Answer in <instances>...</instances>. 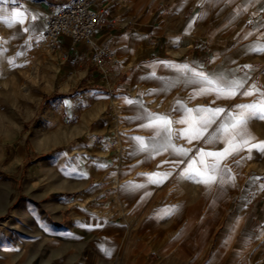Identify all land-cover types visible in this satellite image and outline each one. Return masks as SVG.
Here are the masks:
<instances>
[{"label": "crops", "instance_id": "0c3cea01", "mask_svg": "<svg viewBox=\"0 0 264 264\" xmlns=\"http://www.w3.org/2000/svg\"><path fill=\"white\" fill-rule=\"evenodd\" d=\"M92 1V11L99 15L92 43L74 46L69 38L64 40L74 62L67 68L71 83L79 85L82 78L87 87L70 96L57 95L53 101L65 106L60 115L66 112L69 120H75L62 140L69 148L54 160L65 163L54 185L53 193L59 198L47 217L55 212L60 218L52 225V238L43 240V253L19 264H157L156 253L159 262L173 258L184 264L211 247L218 257L251 251L253 238L236 237L251 229L250 218L264 226V153L255 148L241 150L250 157L259 152L262 161L256 170L261 175H250L241 192L242 208L228 223L232 238L215 242L214 238H185L183 230L173 236L171 231L197 225L188 218L184 189L192 186L204 192L220 183L230 186L239 178L235 165H228L236 154L220 161L213 171L215 159L206 157L209 168L204 169L199 150L223 151L227 146L223 140L205 141L220 126L239 119L242 110L237 105L264 100V53L252 50L264 45V0ZM38 2L39 19L66 5ZM103 47L113 52L114 59L96 64L92 55ZM185 65L213 79L222 76V83L239 80L244 86L231 99L203 95L205 85L191 82L199 78L182 70ZM244 91L254 94L245 96ZM190 117L214 121L203 139L189 142L182 135L190 125L179 121ZM161 118L172 122L170 135ZM247 128L251 144L264 142V120L249 119ZM177 149L188 154L180 155ZM193 161L194 167L214 175L215 182L206 185L199 182L200 176H185ZM69 193L77 196V203L71 204L63 195ZM239 216L244 223L237 228ZM154 227L160 228L159 238L152 237ZM28 241L25 244L32 243Z\"/></svg>", "mask_w": 264, "mask_h": 264}, {"label": "rangeland", "instance_id": "374dc122", "mask_svg": "<svg viewBox=\"0 0 264 264\" xmlns=\"http://www.w3.org/2000/svg\"><path fill=\"white\" fill-rule=\"evenodd\" d=\"M38 1L0 0V264H19L26 257H35L37 252L42 254L43 240L52 238L50 230L60 215L53 212L52 217H47V211L59 198L53 191L59 167L65 160L49 161L69 148L62 140L75 123L66 112L60 115L65 106L53 101L57 95L70 96L87 87L82 78L79 85L71 83L72 74H68L67 68L74 62L69 51L65 47L57 52L50 50L44 36L47 17L36 16ZM53 1L64 5L74 0ZM17 12L23 14L22 22L15 15ZM32 17L35 19L30 20ZM63 53L69 54L68 59ZM261 161L259 152L250 157L245 150L240 151L228 163L235 165L239 176L234 184L220 183L218 188L204 192L192 186L184 189L188 191L183 195L188 218L195 219L197 225L173 227V236L183 230L185 238H214L215 242L232 238L227 233L229 220L242 208L241 192L248 177L261 175L256 170ZM43 167L45 170L39 172ZM63 195L71 204L77 203L76 195ZM26 211L27 218L23 216ZM257 223V218H250L251 229L236 237L253 238L251 251L218 257L211 247L184 264H264V226ZM152 229V237L159 238L160 228ZM26 238L32 243L25 244ZM154 261L183 264L173 258L159 262L158 253Z\"/></svg>", "mask_w": 264, "mask_h": 264}, {"label": "snow or ice", "instance_id": "6c2138e0", "mask_svg": "<svg viewBox=\"0 0 264 264\" xmlns=\"http://www.w3.org/2000/svg\"><path fill=\"white\" fill-rule=\"evenodd\" d=\"M17 17H20L22 22L23 14L17 12L15 14ZM253 51L264 53V45L257 46L252 49ZM182 70L191 71L194 77H198V80L191 81L193 83H203L205 85L204 88L201 89V94L210 95L215 93L217 98L231 99L236 95L240 94L239 89L243 88L244 82L239 80L227 81L226 83H222L223 77H217L215 79L205 75L204 73L197 72L194 69H188V66L185 65ZM256 91H259L258 89ZM245 96L253 95V92L244 91L242 93ZM264 95V94H262ZM238 108L242 110L239 119H234L229 125L220 126L215 133L210 135L208 139L205 141L206 143L214 144L220 140H223L227 145L223 151L220 152H205L203 149L199 150L200 155V164L203 165L204 169H208L209 165L207 164L205 158L212 157L215 159L216 163L211 165L213 171L219 167V162L227 159L229 156L239 153L241 150L247 148L251 151L255 148L257 151L264 153V142L251 144V140L253 137L247 128V123L249 119H260L264 120V100H262L258 104H241L237 105ZM189 114L192 113V109L187 110ZM199 112H212L219 113L222 112L223 109H199ZM214 121L211 119H205L203 117L200 118L199 121H195V118H191L189 120H181L179 123H188L189 128L185 129L182 135L191 142L192 140L203 139L205 133L207 131V126L211 125ZM171 121L166 118H161V124L164 127L165 131L169 132L170 135V125ZM203 125V127L201 126ZM158 124H151L149 127H159ZM159 135V133H157ZM138 140L140 138H137ZM140 143L143 145V140H140ZM177 152L180 155H187V150L177 149ZM195 161L193 164L189 166L188 169L185 170L184 175L191 177L193 174L196 176L202 177L199 182L204 184H212L215 182L216 177L214 175L208 174L207 171H201L200 168L194 167ZM166 178V177H165ZM154 182L160 183L161 180H155Z\"/></svg>", "mask_w": 264, "mask_h": 264}, {"label": "built area", "instance_id": "2783aa9c", "mask_svg": "<svg viewBox=\"0 0 264 264\" xmlns=\"http://www.w3.org/2000/svg\"><path fill=\"white\" fill-rule=\"evenodd\" d=\"M92 5V0H74L47 17L45 37L51 51L63 50L65 38H69L74 46L92 43L99 19V15L92 11ZM63 56L68 59L69 54L63 53ZM106 59H114L113 52L106 47L96 50L92 55V61L96 64Z\"/></svg>", "mask_w": 264, "mask_h": 264}, {"label": "bare ground", "instance_id": "6f19581e", "mask_svg": "<svg viewBox=\"0 0 264 264\" xmlns=\"http://www.w3.org/2000/svg\"><path fill=\"white\" fill-rule=\"evenodd\" d=\"M30 20H33L32 18H30ZM45 36V35H44ZM47 48V47H46ZM51 50V49H50ZM115 104V103H114ZM64 133V132H63ZM71 133V132H70ZM59 134V133H58ZM60 137V136H59ZM68 137V136H67ZM58 138V137H57ZM123 152V151H122ZM55 158H56V156H54V157H52V159H51V161H49V162H52V161H54L55 160ZM44 166V165H43ZM43 170H45V168L43 167L42 169H39V172H42ZM57 185V184H56ZM161 192V191H160ZM169 194V193H168ZM166 195H167V193H166ZM157 197V196H156ZM164 198V197H163ZM167 198V197H166ZM165 199V198H164ZM163 199V200H164ZM122 205V204H121ZM160 205V204H159ZM54 206V205H53ZM124 206H126V205H124ZM157 206H158V204H157ZM56 207V206H55ZM54 207V208H55ZM122 207V206H121ZM123 208V207H122ZM159 209V208H158ZM27 212V211H26ZM25 212V213H26ZM123 213V212H122ZM24 214V213H23ZM22 214V215H23ZM24 217H28L29 216V212H27L26 213V216L25 215H23ZM127 218V217H126ZM214 219V218H213ZM129 220V219H128ZM204 220V219H203ZM126 221V220H125ZM205 221H206V219H205ZM243 223H244V218L242 217V216H239V217H237V219H236V222H235V224H236V227L237 228H239L240 226H242L243 225ZM209 225V224H208ZM235 230V229H234ZM163 236V235H162ZM169 237H171V236H169ZM155 238V237H154ZM156 245H158L157 244V242H156ZM142 263V262H141Z\"/></svg>", "mask_w": 264, "mask_h": 264}]
</instances>
